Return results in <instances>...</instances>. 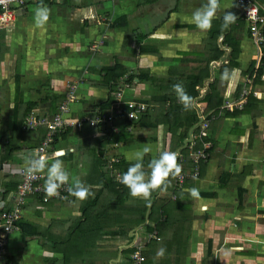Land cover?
Listing matches in <instances>:
<instances>
[{"label": "crops", "instance_id": "obj_1", "mask_svg": "<svg viewBox=\"0 0 264 264\" xmlns=\"http://www.w3.org/2000/svg\"><path fill=\"white\" fill-rule=\"evenodd\" d=\"M250 1L264 17V0ZM206 2L43 0L50 9L43 27H37L34 19L41 0L11 6L12 19L0 25V214L17 207L24 158L40 155L38 149L46 141L47 129L31 130L26 116L33 111L55 116L74 86L76 100L66 119H95L102 112L114 120L94 128L70 127L55 137L48 147L49 165L56 152L64 151L60 159L70 173V185L78 176L92 194L83 201L69 193L61 199L45 193L47 202L41 196L29 197L14 231L0 247L6 254L3 264H98L96 248L100 264H134L135 252L146 258L142 264H264V46L254 43L238 0H219L212 28L207 32L196 28L192 13ZM228 11L238 20L222 30ZM230 35L239 44L224 42ZM205 62L212 73L209 67V72L197 75ZM115 64L126 74L112 89L101 70ZM225 69L238 71L233 79L223 80ZM143 72L154 82H142ZM193 75L202 83L196 84L199 95L192 97L189 110L199 117L195 106L203 105L209 124L208 160L201 154L193 161L197 151H192V137L197 140L202 131L198 124L175 149L172 142L179 137L174 141L168 125L160 123L159 106H154L167 85L179 102L172 86L187 85L186 79ZM204 81L220 82L222 103L216 110L210 111L204 100ZM136 85L145 95L148 87L153 89L151 99L134 100L149 108L143 113L144 122L126 128L148 133L141 136L152 148L143 160L145 171L163 151L181 153L182 170L195 169L184 189L170 177L167 190L154 191L150 201L133 198L117 179L135 163L130 157L146 145L129 146L120 129L133 99L123 90ZM119 92L122 96L117 99ZM119 103L120 121L115 111ZM118 146L123 153L109 156L107 150ZM88 155L93 160L88 161ZM191 188L199 190V197L187 191ZM1 227L0 219V235ZM67 227L74 233L71 239L66 238ZM75 235L98 236L101 243L94 248L89 240L68 249ZM161 248L166 250L162 257L157 256Z\"/></svg>", "mask_w": 264, "mask_h": 264}, {"label": "clouds", "instance_id": "obj_2", "mask_svg": "<svg viewBox=\"0 0 264 264\" xmlns=\"http://www.w3.org/2000/svg\"><path fill=\"white\" fill-rule=\"evenodd\" d=\"M220 8L219 0H207L199 8L192 13V22L201 31L207 32L212 28V22L217 11ZM50 17V9L41 3L37 5L35 10V24L37 27H43ZM237 16L228 11L223 17L222 30H227L231 24L236 23ZM238 70L225 69L222 73L223 80H230L235 77ZM173 91L176 93L179 102L185 110H188L193 105V98L189 96L182 83H176L173 86ZM92 124H97L96 120ZM99 135V133H97ZM152 152L150 145H145L142 150L135 152V163H132L126 172L120 175L117 179L128 188L130 195L133 198H141L145 201H150L152 193L156 190L166 191L170 186L169 178L178 177L182 172V166L178 163V153L172 151H163L158 158H152L147 168L150 171H145L143 160L145 155ZM63 151L56 152L55 159L49 165L48 161L36 153L24 158L23 171L30 177H35L37 174L44 176V190L47 196L56 197L60 195L59 190L62 186L69 184L70 173L64 168L62 157ZM68 193L77 200L83 201L92 193L89 188L77 177L72 178L71 185L67 188ZM193 197H199V190L191 188L187 190ZM165 249L161 248L157 251V256H163Z\"/></svg>", "mask_w": 264, "mask_h": 264}, {"label": "built area", "instance_id": "obj_3", "mask_svg": "<svg viewBox=\"0 0 264 264\" xmlns=\"http://www.w3.org/2000/svg\"><path fill=\"white\" fill-rule=\"evenodd\" d=\"M27 0H0V9L2 13L0 14V25L7 23L10 19L13 17V13L11 10V6L13 5H25V2ZM238 3L241 4L244 7V13L247 17L249 23H250V33L252 36V39L254 43L257 46H264V17L261 16L259 9L251 3L250 0H238ZM122 93H117V99L121 98ZM76 100V94H75V88L74 86L70 87V91L67 95V101L61 105L59 112L53 116V117H46L37 114L36 112H31V114L27 117V120L29 121L30 129L35 130L40 127H45L47 129V135H46V141L41 145L38 149V152L40 153V156H43L45 159H47L48 156V147L51 145L55 137L59 134H62L66 131V129L73 127L77 130H81L84 125H89L90 127H97L100 122H107V119L109 122H112L114 120L112 115L105 116L104 114H100L95 119L89 118V117H82L80 119L76 120H69L66 119L65 116L70 112L69 108L70 105ZM128 106V104H127ZM132 107V106H131ZM228 108H230V104L227 105ZM117 116L123 115V109L122 104L119 103L116 105L115 108ZM147 111V106L141 105L138 107V111L135 112H129L128 118L130 119H137L138 115L137 113H145ZM96 120L97 124L93 125L92 121ZM208 119L202 113L199 117V123L198 128H201L202 131L198 135V139L194 140V142L199 141L203 143V147L200 148L196 154L193 155V161L194 159L201 158V154L204 155L203 160H208L210 157L209 153V141L206 140V138L209 136V133H206L205 130L209 129ZM195 136L193 135L192 138ZM195 139V138H194ZM64 152V151H63ZM48 160V159H47ZM184 158L180 154L178 155V162H183ZM114 162L118 163L119 160H115ZM23 181L20 184V187L18 189V204L17 207L14 209L13 212H2L0 214V219L2 221V232L3 234L0 235V247L3 248L6 244V238L8 235H10L14 231V224L16 221L21 217L23 207L26 205V201L31 196H41L42 199L47 202L48 197L44 196L45 190H44V176L42 174H37L35 177H30L26 175V173L23 171ZM120 175H118L119 177ZM188 176L184 173H181L178 177H176V185L179 189H184V183L186 182ZM70 186L69 184H66L62 186V188L59 190L60 195L56 196L55 198H64V194L68 193L67 188ZM6 254L4 253V250H0V264H3V259L5 258ZM132 262L134 264H142L145 261V258L138 252L134 253L132 255Z\"/></svg>", "mask_w": 264, "mask_h": 264}, {"label": "trees", "instance_id": "obj_4", "mask_svg": "<svg viewBox=\"0 0 264 264\" xmlns=\"http://www.w3.org/2000/svg\"><path fill=\"white\" fill-rule=\"evenodd\" d=\"M234 39L235 38L232 35H230L229 37L225 36L224 42L232 44V43H235V42H233ZM235 44H239V42H236ZM235 53H237V50H235ZM101 73H103L105 76L104 82L106 83V81H107L108 84H110V85L112 84V89L117 88L120 85L124 75L126 74L125 70L119 64L118 65L115 64V66L112 68L102 69ZM139 78L142 82H151V83L154 82L152 75H150L149 73L143 72ZM186 80L188 82H187V85L184 84V88H185L187 94L191 97H193L194 95L198 96L199 94L197 93L195 87L198 84L202 83L201 82L202 79L198 80L195 77V75H193V76H191V79H186ZM130 81L133 82V79L131 78ZM130 81L128 79V82H130ZM213 85L215 86V83ZM160 99L162 100V105H163L161 107L159 106V108H161V109L158 108V113L160 114V123H162V124L165 123L168 125L167 130L169 133L172 134L173 138L179 137V140H180V138H186L189 128L191 126H195L199 123V117H198L197 113L195 111H191L189 109L185 110L183 105L180 102H177L175 96L171 95L167 90H165V95L163 96V98H158V100H156L155 102H158ZM206 101L208 103V109L210 111L216 110L221 106L222 95L217 100H209V98H207ZM108 102H110V101H108ZM147 103H148V105H150L151 101H148ZM148 109L149 108H147V110ZM84 117H86V116H84ZM123 117H125L123 119L124 123L121 124L120 129H121L122 133L124 134L126 132V128H128L129 126L133 127V124L130 123L129 118H128V114L123 116ZM118 121H120V117H118ZM141 121L143 123L144 118ZM180 125H181V128H179ZM179 129H182L183 133L179 132ZM119 136L120 137H118V138H121V134ZM95 238H96V241L94 243H91L92 245H95V246H93L94 248L98 247V243H101V241H100L101 239H99L98 236ZM126 238H129L128 232L126 233Z\"/></svg>", "mask_w": 264, "mask_h": 264}, {"label": "rangeland", "instance_id": "obj_5", "mask_svg": "<svg viewBox=\"0 0 264 264\" xmlns=\"http://www.w3.org/2000/svg\"><path fill=\"white\" fill-rule=\"evenodd\" d=\"M177 1H178V4L180 5L183 0H177ZM199 66L201 67V70L196 73L197 75H201L204 72H209V70H208V68L210 67L209 62L208 63H206V62L205 63H202ZM210 72L212 73V68H211ZM213 84L210 83V81H204V83L202 85V88H204L207 91L206 95L205 94H202L201 95V97L205 95L204 100H207V98H209V100H217L222 95V90L220 89V82L217 83V81H216L215 82V86ZM141 85H136V86L133 87V89H126V88H124V90H123L124 93H125V95L130 94V95L133 96V99L131 101H129V103H128V108H129L130 112L133 111V112L136 113L138 111V107L141 106V103H139V102H142V100H145L146 101V100H149V99L152 98V96H151L152 91H153L152 87H148L146 89V95H145V91L143 90V87ZM166 87H167L166 90H170V86L167 85ZM134 100L139 101V102H136ZM155 105L160 106V107L163 106L162 105V100L160 99L158 102H156L154 104V106ZM200 107L203 108L202 103H200ZM201 108L195 106L196 111H198L199 117L202 114ZM137 115H138V118L137 119H130L129 118V121H130L131 124H133V126H136L137 123L141 122V120L143 119V116H144L142 113H137ZM26 121H27V116L25 118V122ZM107 121H108V119H107ZM126 131H127V129H126ZM152 132H156V131H152ZM131 134H132V136H131ZM152 134H155V133H152ZM162 134H163V132H162ZM142 135H148V133H146L144 131H141V129L140 130L137 129V130H134L133 133H132V131H129L128 130L127 132L124 133L123 137L129 141V143H127L129 146H136L135 144L138 143L139 144V147H141L144 144H147V145L149 144V141L145 143V141L141 138ZM176 140H177V138L174 141H176ZM192 140L194 141L195 139L192 138ZM151 141H153V140L151 139ZM180 142H181V139L179 141H177V142H172V144H173L172 147L175 148L176 146H178L180 144ZM163 144L165 145V147H167V145H168L167 142H164ZM197 144H198V147H196ZM202 147H203V143L202 142H199V141H196V142H194L193 150L192 151H198ZM107 152L109 153V156H112L113 154H118V153L121 154V153H123V148L120 147V146H118V147H115V148H112V149L110 148L109 150H107ZM209 153H210V156H211V152L210 151H209ZM180 154L178 153V155H180ZM192 154H193V152H192ZM86 159L88 161H90L91 159L93 160V158H91L90 155H88L86 157ZM191 162H192V160H191ZM180 163H182V162H180ZM92 165H93V163H92ZM194 170H195L194 168L191 169V171H194ZM191 171L182 170L181 173H184V174H186L188 176V174ZM186 182H187V180H186ZM58 199H60V198H58ZM67 228H68V232L66 233V238L71 239L72 236L74 235V233H72V231L70 229L71 227H67ZM123 239H124V237H123ZM88 241L94 243L96 241V238L95 237H92V238L89 239V238H84L82 235H80V236H76L75 235V237L73 239V242L70 245V247H68V249H72L73 248V243H75V245H77L78 243L84 244V243H86ZM106 241H111V238H107ZM73 254H69V255H73ZM99 256L100 255L97 253V248H96V254L94 255V257H97V260L96 259L95 260H96V262L98 264H100L98 262V261H100ZM145 261H146V258H145Z\"/></svg>", "mask_w": 264, "mask_h": 264}, {"label": "water", "instance_id": "obj_6", "mask_svg": "<svg viewBox=\"0 0 264 264\" xmlns=\"http://www.w3.org/2000/svg\"><path fill=\"white\" fill-rule=\"evenodd\" d=\"M191 137H192V135H191ZM189 141H191V138H190V140Z\"/></svg>", "mask_w": 264, "mask_h": 264}]
</instances>
